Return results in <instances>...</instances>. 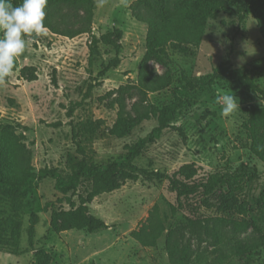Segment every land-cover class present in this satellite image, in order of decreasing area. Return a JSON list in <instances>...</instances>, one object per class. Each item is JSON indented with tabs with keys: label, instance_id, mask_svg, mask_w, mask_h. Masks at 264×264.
<instances>
[{
	"label": "rangeland",
	"instance_id": "obj_1",
	"mask_svg": "<svg viewBox=\"0 0 264 264\" xmlns=\"http://www.w3.org/2000/svg\"><path fill=\"white\" fill-rule=\"evenodd\" d=\"M134 1L94 0L91 34L73 38L61 33L81 29L84 11L59 4L57 21L65 19L58 24L59 33L47 29L26 37L25 52L17 57L13 74L0 84V124L15 127L35 171L46 167L67 176L82 161L100 165L125 154L128 146L157 125L152 111L172 100V89L210 75L220 63L244 70L264 88V30L251 14L240 22L231 12H218L208 20L198 47L167 48L165 55L144 61L147 26L134 19L130 10ZM90 35L98 40L91 64ZM113 61L116 66L99 76ZM141 81L153 87L145 96ZM224 93H232L239 104L229 116L222 114L217 102ZM185 99L184 108L169 123L171 128L134 165L169 175L190 167L197 178L245 165L254 169L255 177L250 172L208 196L189 198L174 216L170 206H176L175 195L166 181L119 182L117 190L86 204L91 215L110 226L94 233L61 230L60 222L52 220L53 213L68 210L71 204L77 207L78 196L86 198L90 191L89 183L82 181L69 193L68 203L55 190L54 181L45 179L33 191L38 218L33 248L27 241L30 213L26 210L19 253L0 251V264H36L37 251L43 264H264V161L253 150L246 111L264 109V100L223 85ZM141 111H146L145 116ZM119 116L132 126L121 137L111 134ZM255 130L264 149V128ZM154 207L167 229L155 247H143L130 233ZM215 228L218 239L212 234ZM168 230L174 231L179 250L187 248L186 262L180 253L174 262L168 259Z\"/></svg>",
	"mask_w": 264,
	"mask_h": 264
},
{
	"label": "trees",
	"instance_id": "obj_2",
	"mask_svg": "<svg viewBox=\"0 0 264 264\" xmlns=\"http://www.w3.org/2000/svg\"><path fill=\"white\" fill-rule=\"evenodd\" d=\"M18 6L22 0H11ZM65 4L70 7L81 8L84 11L83 24L79 30H64L61 34L73 38L81 33H89L94 9V0H47L45 26L52 33H59L58 24H64L61 17L57 21L55 7ZM134 19L147 26L145 53L143 60L159 58L166 54L167 48L180 49L181 47H198L202 41L208 20L218 12L233 13L238 21H243L245 16L251 14L257 26L264 30V0H135L130 5ZM58 14V13H57ZM120 34V31H115ZM98 40L90 35L88 44L89 64L97 56ZM113 61L102 68L99 76H103L110 68L116 66ZM34 80V79H30ZM223 85L227 88H237L241 92H248L260 96L264 100V88L258 86L247 72L231 68L227 62L220 63L212 70L210 75L198 80H187L171 91L172 100L161 108L154 109L152 116L157 125L143 138L127 147L125 154L106 164H94L82 161L75 165L67 176H62L56 169L42 168L37 171L30 164L29 153L20 143V136L16 134L15 127L11 124H0V251L11 255H18L22 231L23 215L26 210L30 213L27 241L29 247L34 246V226L38 218L33 212L35 197L34 189L45 180L54 181V188L61 193L70 203L69 193L73 194L82 181L90 185L86 198L78 196L77 207L53 213L52 220L60 222L61 230H85L94 233L108 229L104 221L91 215L87 203L96 196L110 193L118 189L119 182L137 181L145 182L166 181L170 192L174 193L176 206H170V214L174 216L183 207V202L196 196H208L216 188L223 187L231 181L251 172L255 177L254 169L240 165L234 171L209 174L197 178V171L184 167L179 174H166L160 170L148 171L137 168L134 161L148 146L154 144L163 131L171 128L170 121L177 112L184 108L186 96L192 93L210 90L213 86ZM141 93L152 90L145 81L140 83ZM250 129L249 135L255 154L264 161V149L259 146L255 135L257 126L264 128V109H246ZM146 111H141L145 116ZM205 119V116L202 117ZM132 129L130 124L119 116L111 134L121 137ZM180 131V130H179ZM181 133V131H180ZM72 137L75 138L74 127ZM80 150L79 143L76 144ZM165 220L157 216L156 208L149 213L147 219L130 236L143 247H155L163 236ZM173 230L166 233L165 251L170 262H174L178 253L182 261H187V248L178 249L173 239ZM213 237L218 239L217 229L212 230ZM36 264H43L41 251L34 254Z\"/></svg>",
	"mask_w": 264,
	"mask_h": 264
},
{
	"label": "clouds",
	"instance_id": "obj_3",
	"mask_svg": "<svg viewBox=\"0 0 264 264\" xmlns=\"http://www.w3.org/2000/svg\"><path fill=\"white\" fill-rule=\"evenodd\" d=\"M46 5L47 0H22L18 6L11 0H0V84L13 74L17 57L25 52L26 37L47 31ZM217 102L224 116L239 110L232 93L220 94Z\"/></svg>",
	"mask_w": 264,
	"mask_h": 264
}]
</instances>
